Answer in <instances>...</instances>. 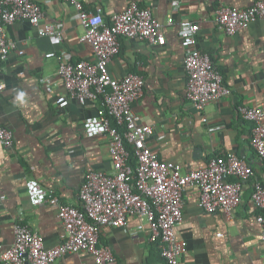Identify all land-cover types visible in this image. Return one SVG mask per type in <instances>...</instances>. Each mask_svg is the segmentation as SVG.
<instances>
[{
	"label": "crops",
	"instance_id": "obj_1",
	"mask_svg": "<svg viewBox=\"0 0 264 264\" xmlns=\"http://www.w3.org/2000/svg\"><path fill=\"white\" fill-rule=\"evenodd\" d=\"M36 1L44 18L39 26L20 21L7 28L8 38L25 53L13 51L0 71L6 85L0 92V123L14 133L12 145L0 142V264L3 252L14 242L18 221L43 236L46 246L58 245L64 226L51 199L81 207L79 192L85 176L113 169L110 137L88 135L84 129L85 121L97 115L101 101L83 103L72 98L66 106L57 102L66 92L60 63L95 60L91 45L82 40L85 28L77 8L67 0ZM254 1L83 0L88 11L101 10L105 18L135 2L151 8L165 25V45L122 38L120 51L109 64L114 77L134 73L145 79V93L133 103V110L141 124L154 127L148 145L161 159L177 162L187 172L217 155L235 153L255 170L244 184L241 204L230 215L200 208L198 187L185 191L184 219L177 227L178 238L187 242L182 264H264L257 220L261 211L252 200L255 182L264 185V159L251 144L253 124L239 113L242 105L264 108V19L235 35L221 30L216 20L221 5L245 8ZM174 2H180L178 11L171 10ZM170 16L175 20L172 25L167 24ZM184 17L199 24L198 48L211 56L231 91L205 111L195 110L186 99L188 73L179 25ZM48 24L61 30L60 41L40 35ZM52 52L55 55L48 57ZM20 93L22 102L17 100ZM32 182L46 191L45 201H33L37 195L31 191ZM150 236L149 221L140 216L128 217L123 227H103L99 246L110 247L115 257L114 262L103 264H166L159 242ZM63 261L99 264L87 252L68 254Z\"/></svg>",
	"mask_w": 264,
	"mask_h": 264
},
{
	"label": "built area",
	"instance_id": "obj_2",
	"mask_svg": "<svg viewBox=\"0 0 264 264\" xmlns=\"http://www.w3.org/2000/svg\"><path fill=\"white\" fill-rule=\"evenodd\" d=\"M67 1L77 8L85 28L82 40L91 45L95 60L60 63L59 76L66 92L57 102L66 106L72 98L83 103L101 101L97 115L85 121L84 129L88 135L110 137L113 169L102 168L85 176L79 192L81 207L62 203L58 197L51 199L59 207L64 226L58 245L46 246L43 236L22 221L16 222L14 242L1 256L3 264H65L66 255L80 252L91 254L99 264L112 263L115 257L111 248L99 246L100 232L105 226H126L131 216L145 217L149 221L150 239L159 242L166 264H182L187 242L178 238L177 227L184 219L185 191L198 187L200 208L230 215L241 204L244 184L255 176V170L235 153L217 155L204 166L187 172H183L179 163L161 159L148 145L154 127L141 124L133 110V103L145 93V79L134 73L114 77L109 64L119 53L122 38L165 45L164 23L151 8L135 2L107 22L101 10L88 11L83 0ZM180 7V2H174L171 10L178 11ZM44 16L36 0H0V71L13 51L20 55L25 53L8 38L7 28L20 21L39 26ZM259 19H264V0H255L245 8L221 5L216 10L218 26L228 35L247 29ZM174 23V17L170 16L167 24ZM179 25L188 73L186 99L195 110L205 111L212 101L231 91L223 84L211 56L198 48L199 24L184 17ZM39 33L55 41L62 37L61 30L54 24L46 25ZM54 55L53 52L47 54L48 57ZM5 88L0 79V92ZM239 113L253 124L251 144L264 159V108L242 105ZM13 139V131L0 123V142L10 146ZM131 146L137 158L135 168L130 163ZM31 191L37 195L34 202L47 199L46 191L38 183H31ZM252 200L261 211L257 220L261 225L260 239L264 241L263 184L255 182ZM223 235L218 233L219 237Z\"/></svg>",
	"mask_w": 264,
	"mask_h": 264
},
{
	"label": "trees",
	"instance_id": "obj_3",
	"mask_svg": "<svg viewBox=\"0 0 264 264\" xmlns=\"http://www.w3.org/2000/svg\"><path fill=\"white\" fill-rule=\"evenodd\" d=\"M142 7V6H141ZM106 20H107V22H110V18H106ZM130 148V150L132 151V153H133V159H132V165H133V167L135 168L136 167V159H135V157H134V149H133V147L131 146V147H129Z\"/></svg>",
	"mask_w": 264,
	"mask_h": 264
},
{
	"label": "clouds",
	"instance_id": "obj_4",
	"mask_svg": "<svg viewBox=\"0 0 264 264\" xmlns=\"http://www.w3.org/2000/svg\"><path fill=\"white\" fill-rule=\"evenodd\" d=\"M17 100L22 102V101L24 100V94H23V93H20V94L17 96Z\"/></svg>",
	"mask_w": 264,
	"mask_h": 264
}]
</instances>
